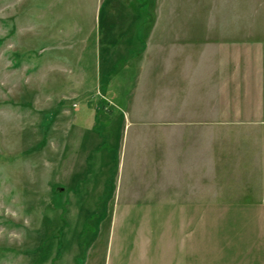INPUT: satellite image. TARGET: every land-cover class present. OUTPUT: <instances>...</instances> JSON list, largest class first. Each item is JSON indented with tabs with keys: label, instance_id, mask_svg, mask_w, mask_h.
I'll return each mask as SVG.
<instances>
[{
	"label": "rangeland",
	"instance_id": "rangeland-1",
	"mask_svg": "<svg viewBox=\"0 0 264 264\" xmlns=\"http://www.w3.org/2000/svg\"><path fill=\"white\" fill-rule=\"evenodd\" d=\"M260 43L264 0H0V264L183 236L188 264H264L258 197L229 203L264 191Z\"/></svg>",
	"mask_w": 264,
	"mask_h": 264
},
{
	"label": "crops",
	"instance_id": "crops-1",
	"mask_svg": "<svg viewBox=\"0 0 264 264\" xmlns=\"http://www.w3.org/2000/svg\"><path fill=\"white\" fill-rule=\"evenodd\" d=\"M250 46L255 47V44L250 43ZM256 48H258V50L263 51L262 59L264 60V43L257 44ZM205 55H207V53ZM215 55H216L215 58L217 60V52L214 53V56ZM206 61L207 59L205 56L203 63H201L202 69H203V73L201 77H224L223 72H222L223 62L221 58L220 60H217V64H218L217 66H219V70L216 68L217 71L214 72L213 75L206 74L207 69H208L206 67V63H207ZM262 61L259 60L260 64L255 66L252 69L255 72L254 77H264V65L262 64ZM238 70H239L238 64L235 63L234 65H232V61L231 62L229 61L227 71L230 73V75L232 76L233 73H237ZM252 70H248V72H252ZM173 79L174 77H172L171 75V70L168 69L167 75L165 77V81L161 83V88L166 90L168 101L169 99L172 100V104H170L171 109L169 110L168 108L167 110V116L171 117V119H173L175 116L174 114L175 101L179 97L177 96V93H176V98H175V92H174L175 88L177 87V91H179V93H180V90H182V93L184 94V88L181 89L180 83L179 82L176 83ZM114 83L115 82H111V84H108L110 85V88H108L107 91L105 89L103 90L101 89L102 93L107 94V95L109 94V96L111 97L110 92L112 91V87L113 88L115 87ZM260 83L257 82V84H260ZM183 86H184V83H183ZM218 89H216L215 91V96H217V98L221 97V94H222V90H218ZM98 90H100V88ZM263 90H264V84H263ZM261 91H262V86H261ZM261 100H262V97H261ZM218 106L219 104L217 105V107ZM261 112H262V115H264V107H263V110H261ZM217 113L218 112H216L215 114L217 115ZM262 119L264 118L262 117ZM217 122L213 123L212 125H216ZM167 123L168 124H166V126L168 128L176 127L175 123L173 122V120H170V118L168 119ZM185 125L186 124H184V126ZM261 186L263 187L264 185H260V187ZM242 195L243 194H239L238 197L241 198ZM245 195L248 197V199L230 201L229 203H235V205L237 206H245V205H248L249 204L248 201H250V203L254 204L255 206V203H256L254 202L256 201L255 197H258L257 199L258 206H262L259 208H264V198L262 197V200H260V197L264 195V191H262L261 193H259L258 191V193H256V196L253 194L250 195L249 193H246ZM136 201H137L136 199L130 200L126 204L125 208L122 207L121 209H118V210L128 211V212L138 211L137 210L138 208L136 207L137 204H135L137 203ZM146 208H145L146 210L144 211H152V207H146ZM185 226L186 224L183 223L182 224V227L184 229L183 231H185ZM183 235H184V232H183ZM107 250L110 252L106 254L104 264H188L189 262V239H184V236L181 239H150L148 237L147 239H108V249Z\"/></svg>",
	"mask_w": 264,
	"mask_h": 264
}]
</instances>
